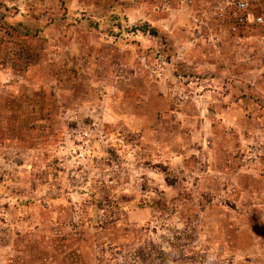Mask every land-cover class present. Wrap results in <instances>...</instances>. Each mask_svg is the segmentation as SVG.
<instances>
[{"label": "rangeland", "instance_id": "1", "mask_svg": "<svg viewBox=\"0 0 264 264\" xmlns=\"http://www.w3.org/2000/svg\"><path fill=\"white\" fill-rule=\"evenodd\" d=\"M45 1L0 11V264H264V0Z\"/></svg>", "mask_w": 264, "mask_h": 264}, {"label": "built area", "instance_id": "2", "mask_svg": "<svg viewBox=\"0 0 264 264\" xmlns=\"http://www.w3.org/2000/svg\"><path fill=\"white\" fill-rule=\"evenodd\" d=\"M249 7L248 0H232L231 1V16L232 21L230 28L232 31H239V28L247 21V11ZM252 22H261V17L256 16L252 18Z\"/></svg>", "mask_w": 264, "mask_h": 264}, {"label": "crops", "instance_id": "3", "mask_svg": "<svg viewBox=\"0 0 264 264\" xmlns=\"http://www.w3.org/2000/svg\"><path fill=\"white\" fill-rule=\"evenodd\" d=\"M34 1L37 3L38 7H45L46 5V1L45 0H0V2L2 3L0 5V11L2 10L1 7H3L4 11L9 10L11 7L13 8V5L15 7H17L19 9V12H28L29 7L30 6V2ZM197 5L199 8H203V6L201 5L199 0H193V3L190 5H182L185 6V8H187V11H191L193 9V7ZM180 7H182L181 5H179ZM250 19H249V18ZM253 17L252 13H248L247 14V20L249 19L251 21V18Z\"/></svg>", "mask_w": 264, "mask_h": 264}]
</instances>
